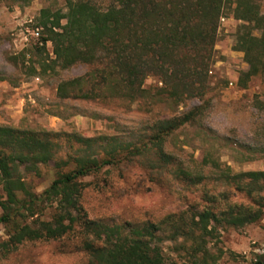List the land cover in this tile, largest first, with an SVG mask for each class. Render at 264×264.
Segmentation results:
<instances>
[{"label":"trees","instance_id":"trees-1","mask_svg":"<svg viewBox=\"0 0 264 264\" xmlns=\"http://www.w3.org/2000/svg\"><path fill=\"white\" fill-rule=\"evenodd\" d=\"M66 7L63 14L41 10L39 19L46 32L40 38L41 47L50 42L53 60L61 68L83 62L93 69L58 83L56 93L61 98L143 97L175 103L205 94L219 19L226 8L242 21L235 46L242 52L247 69L239 82L244 85L252 76L264 74L261 0H109L103 9L91 0H67ZM63 17L65 23L61 24ZM148 76H155L162 85L155 91L144 87ZM197 108L156 120L142 143L68 136L63 145L54 138L56 133L46 129L0 124V223L7 227V237L0 242V260L22 243L75 235L87 257L84 264H216L217 257L206 248V236L215 231L214 224L240 227L255 222L263 213L262 203L248 207L228 203L217 211L207 205L189 218L180 215L181 225L162 237L160 226L153 221L118 223L89 218L80 202L89 184L81 178L133 157L144 156L146 166L152 169L168 167L189 185L201 183L205 178L201 171L183 166L164 149L165 138L192 121L198 115ZM60 153L65 156L56 158ZM50 160H55V176L38 195L20 168L25 174L38 176L40 166ZM212 167L225 183L251 196L264 190V170L232 173L215 162ZM44 205L52 208L47 219L36 215ZM178 236L187 256L168 257L161 243L164 238ZM253 264H264V249Z\"/></svg>","mask_w":264,"mask_h":264},{"label":"rangeland","instance_id":"rangeland-1","mask_svg":"<svg viewBox=\"0 0 264 264\" xmlns=\"http://www.w3.org/2000/svg\"><path fill=\"white\" fill-rule=\"evenodd\" d=\"M66 1L0 0V124L46 129L56 133L54 138L63 145L68 136H103L142 143L156 120L170 119L198 107V115L192 121L165 138L164 149L183 166L201 171L205 175L201 183L189 185L170 168L152 169L146 166L144 156L133 157L81 178L89 182L81 193V205L89 218L118 223L153 221L164 237L169 229L181 225L180 215L189 218L207 205H213L217 211L228 203L247 207L262 203L259 220L240 227L214 224L215 231L206 236V248L217 257L216 264H253L264 249V190L251 196L234 184L225 183L220 172L212 167L215 162L220 169H230L232 173L264 170V74L252 76L244 85L239 82L247 69L242 52L235 46L242 21L234 18L228 8L224 10L217 29L208 88L201 96L175 103L143 97L61 98L56 93L58 83L93 69L83 62L61 68L53 60L50 42L41 47L40 38L46 35L39 19L41 10L63 14L67 11ZM91 1L103 9L109 0ZM60 23H65L64 17ZM36 27L38 36L32 34ZM143 85L155 91L162 84L155 76H148ZM64 156L60 153L55 157ZM54 162L42 164L38 176L25 174L21 166L22 175L36 194L53 180ZM38 209V217H50L49 205ZM6 237L7 227L0 223V242ZM182 242L178 236L173 240L164 238L161 245L168 257L177 259L187 256ZM86 260L77 236L71 235L22 243L5 255L0 264H84Z\"/></svg>","mask_w":264,"mask_h":264},{"label":"built area","instance_id":"built-area-1","mask_svg":"<svg viewBox=\"0 0 264 264\" xmlns=\"http://www.w3.org/2000/svg\"><path fill=\"white\" fill-rule=\"evenodd\" d=\"M220 19L223 20V17H220ZM32 34L35 36H38L39 35V27L34 28V30L32 31Z\"/></svg>","mask_w":264,"mask_h":264}]
</instances>
